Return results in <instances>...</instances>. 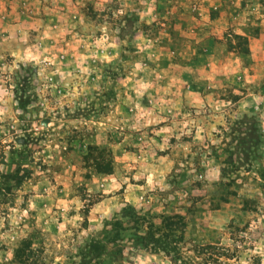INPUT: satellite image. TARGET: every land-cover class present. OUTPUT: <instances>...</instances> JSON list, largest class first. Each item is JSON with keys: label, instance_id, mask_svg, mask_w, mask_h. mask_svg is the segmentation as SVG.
Here are the masks:
<instances>
[{"label": "rangeland", "instance_id": "374dc122", "mask_svg": "<svg viewBox=\"0 0 264 264\" xmlns=\"http://www.w3.org/2000/svg\"><path fill=\"white\" fill-rule=\"evenodd\" d=\"M42 5L57 36L14 55V17ZM262 13L0 0V264H264V69L242 34ZM174 214L182 237H160Z\"/></svg>", "mask_w": 264, "mask_h": 264}, {"label": "crops", "instance_id": "0c3cea01", "mask_svg": "<svg viewBox=\"0 0 264 264\" xmlns=\"http://www.w3.org/2000/svg\"><path fill=\"white\" fill-rule=\"evenodd\" d=\"M33 5L35 6V4ZM46 8L48 9V11H55L56 13H53L52 15H49V16H42L41 14H39V16L37 15V17L35 15L34 16L24 15L22 16V19L21 18L19 19V17H14L13 21L16 20V22H20V23L25 22L28 24L27 26L28 27L27 28L28 42L24 46L12 50L11 53H13L14 55H17V53L23 52V49L25 47L27 49L32 48V47L37 48L36 45L38 44V41H40V43L37 49H40V47H42L41 43L43 44L46 40H51L52 38H55L57 36L59 27H61V25L63 24V23L61 24L60 22L65 21L64 15L61 14L60 10H52L51 8H48L47 6L45 7L42 5L43 11H45ZM37 13H39V11H37ZM5 19L6 17L4 18V20ZM34 24L37 25L35 32L30 30V28H32ZM258 24H259V27L255 33L253 32L250 33L249 31L242 33L247 38L248 49L252 57V60L250 61L251 63L248 65L250 66L249 68H250V71L252 72V74L248 75V77L251 80L253 78L255 80L256 79L258 80V78L260 77V75L258 74L259 71H262L264 69L263 66H261V62L264 59V13H262L260 20L258 21ZM37 39H40V40H37ZM33 40H36V41L32 43ZM159 170H162V169L159 168ZM159 170L157 171L158 173H155L158 175L157 177H159L160 174L162 175L164 173ZM146 179L147 180L149 179L148 176L146 177ZM155 180L157 181L159 179L155 178ZM124 199H127V198L124 197ZM131 199L133 202L137 201V197H132Z\"/></svg>", "mask_w": 264, "mask_h": 264}, {"label": "trees", "instance_id": "16d2710c", "mask_svg": "<svg viewBox=\"0 0 264 264\" xmlns=\"http://www.w3.org/2000/svg\"><path fill=\"white\" fill-rule=\"evenodd\" d=\"M108 168V167H107ZM184 222H182V218L178 214H174L173 216H167L163 219V227L164 231L160 233V237H169L172 238L173 234L177 231L178 236L177 238H181V227L183 226ZM157 240V239H156ZM163 251H167L165 246H162Z\"/></svg>", "mask_w": 264, "mask_h": 264}]
</instances>
